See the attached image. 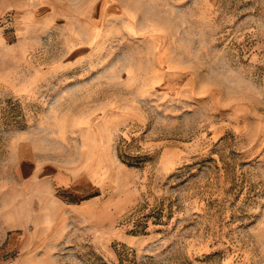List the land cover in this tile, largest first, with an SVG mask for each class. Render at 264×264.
I'll list each match as a JSON object with an SVG mask.
<instances>
[{
	"label": "rangeland",
	"instance_id": "obj_1",
	"mask_svg": "<svg viewBox=\"0 0 264 264\" xmlns=\"http://www.w3.org/2000/svg\"><path fill=\"white\" fill-rule=\"evenodd\" d=\"M264 264V0H0V259Z\"/></svg>",
	"mask_w": 264,
	"mask_h": 264
},
{
	"label": "built area",
	"instance_id": "obj_2",
	"mask_svg": "<svg viewBox=\"0 0 264 264\" xmlns=\"http://www.w3.org/2000/svg\"><path fill=\"white\" fill-rule=\"evenodd\" d=\"M0 264H15L13 257L0 259Z\"/></svg>",
	"mask_w": 264,
	"mask_h": 264
}]
</instances>
